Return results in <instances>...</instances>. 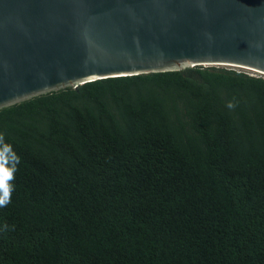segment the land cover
I'll use <instances>...</instances> for the list:
<instances>
[{
  "label": "trees",
  "instance_id": "obj_1",
  "mask_svg": "<svg viewBox=\"0 0 264 264\" xmlns=\"http://www.w3.org/2000/svg\"><path fill=\"white\" fill-rule=\"evenodd\" d=\"M0 264H264V75L195 66L0 110Z\"/></svg>",
  "mask_w": 264,
  "mask_h": 264
},
{
  "label": "water",
  "instance_id": "obj_2",
  "mask_svg": "<svg viewBox=\"0 0 264 264\" xmlns=\"http://www.w3.org/2000/svg\"><path fill=\"white\" fill-rule=\"evenodd\" d=\"M206 65L264 75V0H0V110Z\"/></svg>",
  "mask_w": 264,
  "mask_h": 264
},
{
  "label": "rangeland",
  "instance_id": "obj_3",
  "mask_svg": "<svg viewBox=\"0 0 264 264\" xmlns=\"http://www.w3.org/2000/svg\"><path fill=\"white\" fill-rule=\"evenodd\" d=\"M206 66H209V65H206ZM215 67L236 68V67H231V66H215ZM236 69L243 70V71H247V72H249V73L259 75L258 73L253 72V71H250V70H246V69H242V68H236Z\"/></svg>",
  "mask_w": 264,
  "mask_h": 264
}]
</instances>
